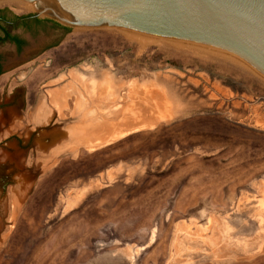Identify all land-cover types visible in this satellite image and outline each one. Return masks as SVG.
Masks as SVG:
<instances>
[{"label": "rangeland", "instance_id": "rangeland-1", "mask_svg": "<svg viewBox=\"0 0 264 264\" xmlns=\"http://www.w3.org/2000/svg\"><path fill=\"white\" fill-rule=\"evenodd\" d=\"M0 9L20 37L0 56V264H264L262 78L195 41Z\"/></svg>", "mask_w": 264, "mask_h": 264}, {"label": "water", "instance_id": "water-1", "mask_svg": "<svg viewBox=\"0 0 264 264\" xmlns=\"http://www.w3.org/2000/svg\"><path fill=\"white\" fill-rule=\"evenodd\" d=\"M53 2L67 13L69 23L195 41L264 80V0ZM40 10L60 18L50 7L41 4Z\"/></svg>", "mask_w": 264, "mask_h": 264}, {"label": "crops", "instance_id": "crops-1", "mask_svg": "<svg viewBox=\"0 0 264 264\" xmlns=\"http://www.w3.org/2000/svg\"><path fill=\"white\" fill-rule=\"evenodd\" d=\"M1 12L2 11L0 9V13ZM9 24H10V22L8 20H6L2 16H0V31H1V33H0V47L3 48V49H0V56L3 55L2 53L5 52V51L3 52V50H5V38L8 39V37H9L15 43L20 41V39H19L20 37L19 36L10 37V35L8 33V29L6 28V27L9 26ZM15 43H13L12 46L17 48V45ZM4 63H5V61L0 60V64L1 65L2 64L4 65ZM4 72H5V67L0 68V73L2 74Z\"/></svg>", "mask_w": 264, "mask_h": 264}, {"label": "bare ground", "instance_id": "bare-ground-1", "mask_svg": "<svg viewBox=\"0 0 264 264\" xmlns=\"http://www.w3.org/2000/svg\"><path fill=\"white\" fill-rule=\"evenodd\" d=\"M5 1H8V0H0V4L2 3L3 4V2H5ZM32 1H36L38 4H39V7H40V5L42 4V5H45V6H47V7H50L51 9H53L54 11H56L59 15H60V18L59 19H61V20H64V21H66V22H69L70 21V17L67 15V13H65L63 10H61L60 8H59V6H57L54 2H53V0H32ZM34 7V6H33ZM139 33H141V32H139ZM142 34V33H141ZM144 35H149V34H147V33H143Z\"/></svg>", "mask_w": 264, "mask_h": 264}]
</instances>
